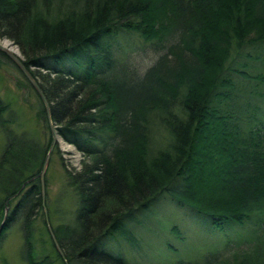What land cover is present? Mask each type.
<instances>
[{"label": "trees", "instance_id": "obj_1", "mask_svg": "<svg viewBox=\"0 0 264 264\" xmlns=\"http://www.w3.org/2000/svg\"><path fill=\"white\" fill-rule=\"evenodd\" d=\"M263 29L264 0H0V38L17 46L56 134L82 156L78 170L62 166L77 208L73 228L52 232L59 259L127 264L105 242L168 195L212 225L248 228L221 251L176 264H264V68L251 74L245 65L236 89L219 91L248 34L264 58ZM122 34L164 53L139 74L113 46ZM1 58L38 99L47 130L14 133L17 114L0 99V244L21 222L27 264H48L34 257L30 238L52 134L36 91ZM154 120L171 135L165 148L151 146Z\"/></svg>", "mask_w": 264, "mask_h": 264}, {"label": "rangeland", "instance_id": "obj_2", "mask_svg": "<svg viewBox=\"0 0 264 264\" xmlns=\"http://www.w3.org/2000/svg\"><path fill=\"white\" fill-rule=\"evenodd\" d=\"M67 1L69 0H64L65 3ZM253 34H248L244 47L232 51L223 72L227 79L222 78L220 92L231 93L235 86H238L240 80L236 74L238 71L244 72L245 65L248 66L245 71L251 74H260L264 68V58L258 54L254 55L258 47L249 45L253 41ZM145 43L136 34H122L115 39L113 46L118 50L121 59H127L130 64L128 68H133L141 74L164 53V50H153ZM0 44L24 59L11 41L0 38ZM250 55L257 62L248 59ZM0 60L3 63L0 65V99L8 103L10 110L17 114V120L10 127L17 134L25 131L35 135L38 130L44 128L43 122L36 118L41 105L33 92L25 87L21 75L4 59ZM260 102L262 113L259 115V128L264 130V100L260 99ZM174 111L179 115L177 110ZM152 130L151 146L154 150L165 148L172 142L167 128L158 120H154ZM45 133L44 131V136ZM38 137L43 141L47 139V134L45 137L41 134ZM4 145L5 139L0 133V155ZM81 159L82 156L77 150L57 135V142L50 155L43 180L44 206L42 210H38L31 227V250L38 261L46 257L48 264H65V261L56 255L57 249L48 231L45 213L52 232L60 226H75L77 197L68 184L62 166H66L68 170H78ZM240 226L242 225L231 222L222 226L212 225L205 222V217L199 216L188 205H181L170 196L164 195L150 210L137 214L132 222L127 223L122 234H117L116 238L105 242V247L121 255L127 264H176L179 261L200 260L206 255L221 251L225 245L246 235L248 228ZM251 229L255 232L254 226H251ZM4 235L0 244V264H27L26 254L30 245H26L22 223L16 222ZM59 250L62 253L60 248Z\"/></svg>", "mask_w": 264, "mask_h": 264}, {"label": "water", "instance_id": "obj_3", "mask_svg": "<svg viewBox=\"0 0 264 264\" xmlns=\"http://www.w3.org/2000/svg\"><path fill=\"white\" fill-rule=\"evenodd\" d=\"M0 52L5 54L13 62V64L18 68V70L27 79V81L29 82L31 87L36 91V93L38 94V96L40 97L41 101L44 104L45 112H46L47 119H48V122H49L50 131H51V134H52V143H51V146H50V148L48 150V153H47V155L45 157V160L43 162V165H42V168H41V171H40V174H39L40 182H41V188H42V206H44V191H43L44 190V183H43V180H44L45 171H46L49 159H50V155L52 153L53 147L55 146V143L57 142V135H56L54 127L50 123L49 107H48V104H47V102L45 100V97H44L42 91L40 90V88L38 87L37 83L30 76L29 72L26 70V68L22 64L20 56L18 54H16L15 52H13L11 49H9V48L5 47L4 45H2V44H0ZM45 218H46V224L48 226V231H49L50 236L52 238L53 244L55 245V248L58 250L60 256L63 258V255L60 252L58 244L56 242V239H55V237H54V235L52 233V230H51V228H50V226L48 224L46 213H45Z\"/></svg>", "mask_w": 264, "mask_h": 264}]
</instances>
